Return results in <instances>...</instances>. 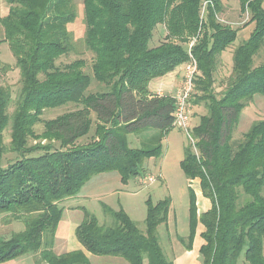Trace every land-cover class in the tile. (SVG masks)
Instances as JSON below:
<instances>
[{"label": "trees", "instance_id": "trees-1", "mask_svg": "<svg viewBox=\"0 0 264 264\" xmlns=\"http://www.w3.org/2000/svg\"><path fill=\"white\" fill-rule=\"evenodd\" d=\"M4 1L9 8L0 25L20 89L13 99L9 86L0 84V158L7 151L16 155L0 166V214L11 215L23 229L8 239L0 237V264L26 254H39L45 264H90L82 251L53 252L63 204L80 198L84 185L98 174L116 172L123 184L151 177L144 176L142 164L160 157L161 140L174 127L175 100L150 94L148 87L187 63L197 71L190 102L203 113L191 126V111L194 152L185 147L180 163L189 182V230L178 241L190 251L200 226V264H238L241 254L245 264H264V118L241 139H232L241 111L264 97V60L254 65L264 48V0H238L253 25L238 45V30L217 20L221 0H82L84 43L94 54L92 76L104 87L87 95L91 80L81 61L55 64L72 49L67 26L76 19L74 0ZM158 25L165 28L164 40L149 47ZM227 50L231 72L216 91L215 73ZM9 70L0 65L1 75ZM68 103L79 108L40 120L45 109ZM38 122L43 131L35 135ZM6 128L8 148L3 144ZM145 129L158 131L153 146L130 147L128 135ZM31 139L38 141L29 144ZM194 180L211 203L201 214ZM145 207L141 229L122 208L102 205L105 221L100 223L81 205L75 238L93 256L127 264H173L158 235L160 227L168 228L171 199L154 203L148 198Z\"/></svg>", "mask_w": 264, "mask_h": 264}, {"label": "rangeland", "instance_id": "rangeland-1", "mask_svg": "<svg viewBox=\"0 0 264 264\" xmlns=\"http://www.w3.org/2000/svg\"><path fill=\"white\" fill-rule=\"evenodd\" d=\"M74 3L76 9V19L73 23L67 26V30L71 35L72 49L67 55L59 57L55 64L58 67H63L72 62L81 61L83 63V67L81 68L82 72L88 75L91 80L85 94H95L97 92H101L104 87L103 85L97 83L92 76L94 54L86 48L84 43L85 23L83 18L82 0H74ZM221 5L222 11L217 14V20L223 25H227L238 30L237 38L234 42L235 45H238L248 38L253 28V25L248 24L249 15L247 12H241L240 3L238 0H221ZM8 8L9 7L5 1L0 0V18H3L7 15ZM203 9L204 8H202L201 15H203ZM165 34L166 31L164 26H156L149 42V47H155L162 43ZM3 40V29L0 25V65L6 64L9 65L10 68L6 75L0 74V84L4 83L8 85L12 91V97L15 99L20 89L18 70L15 67V59L10 47L7 42H4ZM263 60L264 48L261 50V53H259L254 58V65L257 66L261 64ZM231 67L232 53L231 50H227L221 55L215 73L214 89L216 91H221V87L224 86V81L230 75ZM181 77L182 68H176L161 79H155L151 81L148 90L150 94L172 95L180 86ZM77 108H79V106L68 103L55 108L45 109L40 120H51L67 112L74 111ZM202 113L203 110L201 107H192L191 126L197 124L198 117ZM94 118V115H92V119ZM263 118L264 97L257 96L241 111L237 126L232 133V139H241L242 135L248 131L253 122ZM93 130L94 127H92L90 135L93 134ZM33 131L35 135H39L43 131L42 122L35 124ZM157 132L158 131L152 129H145L135 134H130L127 137L129 146L132 148L152 147L155 141L152 143L150 141H152L153 137L157 135ZM89 136L88 138H83L80 140L79 143L82 144L88 141ZM37 141L38 140L31 139L29 140V144H34ZM9 143L10 129L6 128L3 132V144L6 146V148H8ZM187 146L192 152H194L192 142L188 141L185 132L180 130L178 127L174 126L173 129L164 134L161 140L162 153L160 157L145 160L142 164V169L145 174L143 175L146 177L150 175L151 178L154 179V182L151 184L147 183L146 181V184H143L144 181L140 184L137 182V179H131L123 184L116 172H108L91 177V179L82 188L80 192V198H75L70 201L67 200L63 204L66 209L63 212L62 219L58 226L59 228L56 231L53 252L58 254V250H61L58 248V246H63L64 244L68 243V234L70 229L72 230L71 235L74 239L73 243H76V245L80 246L74 236V231L72 229L73 223L79 224L83 218L82 211L77 208V204L83 205L92 215L97 218L100 223L105 221L102 205H106L114 210L122 208L128 217L142 229L146 216L145 201L149 198L155 203L159 200L169 197L171 199V211L168 219V228L165 229L164 227H160L158 230V235L167 258L173 261L177 255L184 252L185 250L183 244L178 241V237L186 238L189 230L188 184L180 166L184 155V149ZM15 156V154L7 151L4 153V156L0 158V166H5L9 161H12ZM196 184L197 182H195L194 185ZM67 211H71L75 214H66L65 212ZM75 220L77 222H75ZM22 229V223L15 221L11 215L0 214V237L8 239L13 233H17ZM184 240V243L186 244V239ZM84 253L86 254L87 252L84 251ZM87 257L90 264H114L115 260L120 261L122 264H127L124 260L114 257H98L91 254H88ZM197 261L200 263L199 257L197 258ZM1 264L45 263L41 262L39 254H26ZM238 264H245L242 254L240 255Z\"/></svg>", "mask_w": 264, "mask_h": 264}, {"label": "crops", "instance_id": "crops-1", "mask_svg": "<svg viewBox=\"0 0 264 264\" xmlns=\"http://www.w3.org/2000/svg\"><path fill=\"white\" fill-rule=\"evenodd\" d=\"M158 79H161V78H158ZM195 182H197L196 185H194ZM187 184H188V181H187ZM191 187H192V190L194 191V194H195V202H196V207H197L198 214H201V213H204V212L208 211L210 209V207H211V203H210V201L208 199H206V198H204L202 196V193H201L200 188H199V181H197V180L192 181ZM76 206H77V208H79L81 205L77 204ZM65 213L66 214H68V213L75 214V213H72L71 211H67ZM75 222H77V221L75 220ZM77 225H78L77 223H73V226H72L73 227L72 228L73 231L75 230ZM58 226H59V224H58ZM58 228L59 227H57V229ZM60 228H61V225H60ZM68 228H70V227H68ZM71 231L72 230L70 229L69 234H68V238H69L68 243L64 244L63 246H60V245L58 246V248L61 249V250H58L59 251L58 254L68 253V252H72V251H82L84 253L85 250H84V248L81 245H80L81 246L80 247V246L76 245V243H73L74 239L72 238ZM201 232H202V228L199 226L197 231H196V236H195L194 241H193L192 249L190 251L184 250V252H182L179 255H177L176 258L173 260V264H200L197 261V258L199 257L198 249H199L200 245L202 244V239L200 238V233ZM59 234H60V232H59ZM56 246H57V244H56ZM85 255L88 256V253H86ZM114 262H115L114 264H122L118 260H115Z\"/></svg>", "mask_w": 264, "mask_h": 264}, {"label": "built area", "instance_id": "built-area-1", "mask_svg": "<svg viewBox=\"0 0 264 264\" xmlns=\"http://www.w3.org/2000/svg\"><path fill=\"white\" fill-rule=\"evenodd\" d=\"M191 47V44L189 45ZM197 71L194 63H187L182 68L181 84L175 90L173 98L175 100L174 126L184 131L187 138L192 141L190 133V117L192 104L190 102L194 89V80ZM153 178L145 179L146 182H153ZM144 181V182H145Z\"/></svg>", "mask_w": 264, "mask_h": 264}]
</instances>
